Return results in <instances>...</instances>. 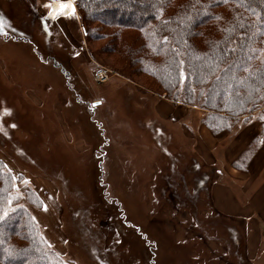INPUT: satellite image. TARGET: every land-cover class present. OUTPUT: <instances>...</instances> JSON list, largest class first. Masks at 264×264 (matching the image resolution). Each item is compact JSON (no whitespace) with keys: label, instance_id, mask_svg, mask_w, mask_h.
Wrapping results in <instances>:
<instances>
[{"label":"rangeland","instance_id":"1","mask_svg":"<svg viewBox=\"0 0 264 264\" xmlns=\"http://www.w3.org/2000/svg\"><path fill=\"white\" fill-rule=\"evenodd\" d=\"M62 2L74 8L69 15ZM88 25L76 0H0V32L22 33L3 37H30L44 58L28 59L0 37V163L13 180L8 210H27L66 264H236V242L242 263L253 264L248 222L222 213L212 193L210 200L195 188L200 172L190 183L181 178L197 163L203 174L213 171L214 183L221 173L215 157L255 125L239 164L246 170L258 152L264 156L261 116L214 135L201 108L206 89L196 92L194 106L181 105L184 73L180 94L170 98L147 75H133L139 69L128 57L110 53L103 32L88 41ZM137 35L119 32L127 42ZM99 66L111 71L108 83L94 81ZM201 125L221 139L214 153L195 133ZM214 209L242 219L244 228L216 218Z\"/></svg>","mask_w":264,"mask_h":264},{"label":"trees","instance_id":"2","mask_svg":"<svg viewBox=\"0 0 264 264\" xmlns=\"http://www.w3.org/2000/svg\"><path fill=\"white\" fill-rule=\"evenodd\" d=\"M76 2L89 24L88 41L101 39L99 32H103L112 45L109 52L128 57L131 68L139 69L133 70V75H147L159 91L170 94L171 98L174 91L177 97L180 94L178 87L184 73L186 101L181 105L189 107L199 102L194 99L196 92L200 91L201 95L206 89L201 108L210 113L205 126L214 135L233 130L240 119L247 121L255 113L264 117V0ZM62 3V8L67 7L65 14L69 15L74 8L68 2ZM103 28L117 31L107 34L101 31ZM4 29L0 32L4 39L15 41L3 37L9 31L22 35L8 27ZM128 31L138 33L137 39L122 40L119 32L121 35ZM18 41L30 43L36 50L30 37ZM36 54L44 61L37 50ZM177 97H173L174 102H178ZM231 122L234 123L231 126L226 124ZM260 123L264 132V119ZM243 160L240 158L234 165L241 168ZM203 171L196 163L192 172L188 170L187 177L182 176L181 182L190 183L192 176L200 172L203 180L194 179V186L203 188L211 200L213 171L205 174ZM12 182L0 163V264H66L40 238L38 225L27 210H8ZM214 211L216 218L225 217L238 224L239 229L244 228L242 219H230ZM239 249L236 242L232 254L237 258L236 264H243Z\"/></svg>","mask_w":264,"mask_h":264},{"label":"crops","instance_id":"3","mask_svg":"<svg viewBox=\"0 0 264 264\" xmlns=\"http://www.w3.org/2000/svg\"><path fill=\"white\" fill-rule=\"evenodd\" d=\"M0 41L5 43L2 38ZM12 44L19 45L28 59H36L37 62L43 64L44 61L38 58L30 43L13 41ZM0 69L2 70L1 63ZM196 130L195 133L202 139L212 142V147L209 149L214 153L221 139L209 138L208 131L202 125ZM249 131L253 133L251 136H249ZM257 134L258 126L256 130L255 125H248L244 134L240 133L236 138L230 140L219 158L215 157L213 163L221 169V173L212 184L211 193L218 210L248 222L250 228L249 257L253 264H264V156L258 152L246 170L234 165L240 160L244 149L249 145L245 138L246 135L249 137L248 141L251 142ZM242 143L244 145H241Z\"/></svg>","mask_w":264,"mask_h":264},{"label":"built area","instance_id":"4","mask_svg":"<svg viewBox=\"0 0 264 264\" xmlns=\"http://www.w3.org/2000/svg\"><path fill=\"white\" fill-rule=\"evenodd\" d=\"M111 71L108 70L104 66H99L95 76H94V81L96 82L97 85H102L105 83H108L111 80Z\"/></svg>","mask_w":264,"mask_h":264},{"label":"snow or ice","instance_id":"5","mask_svg":"<svg viewBox=\"0 0 264 264\" xmlns=\"http://www.w3.org/2000/svg\"><path fill=\"white\" fill-rule=\"evenodd\" d=\"M261 119H264V117H261Z\"/></svg>","mask_w":264,"mask_h":264}]
</instances>
